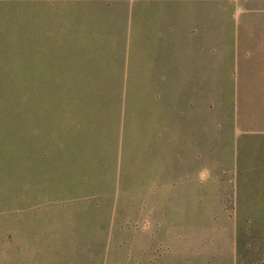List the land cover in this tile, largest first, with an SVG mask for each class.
I'll list each match as a JSON object with an SVG mask.
<instances>
[{"label": "rangeland", "instance_id": "1", "mask_svg": "<svg viewBox=\"0 0 264 264\" xmlns=\"http://www.w3.org/2000/svg\"><path fill=\"white\" fill-rule=\"evenodd\" d=\"M0 264H264V0H0Z\"/></svg>", "mask_w": 264, "mask_h": 264}, {"label": "crops", "instance_id": "2", "mask_svg": "<svg viewBox=\"0 0 264 264\" xmlns=\"http://www.w3.org/2000/svg\"><path fill=\"white\" fill-rule=\"evenodd\" d=\"M202 14H200L201 18L194 20L195 13H189L188 11H183L180 13L181 24L186 25L191 31L197 29L200 31L198 33V37H205L204 39H195L194 41L190 40V46H188L189 50L187 55L184 56H172L171 58H159V63L161 67L158 69L157 74L158 77L172 79H187L188 81H193L192 86L195 88H203L209 89L210 83L213 80H225L219 76L213 77V74H221L223 71L217 68V63L213 58V43H212V35L214 30V12L202 10ZM199 16V14H198ZM179 22V20H178ZM210 33V35H209ZM209 35V41L206 39ZM222 67V66H221ZM237 64L232 70H236L237 72ZM163 72V73H162ZM237 82V77H236ZM196 95H208L203 92L193 93Z\"/></svg>", "mask_w": 264, "mask_h": 264}]
</instances>
